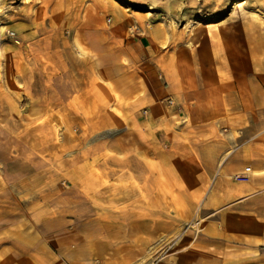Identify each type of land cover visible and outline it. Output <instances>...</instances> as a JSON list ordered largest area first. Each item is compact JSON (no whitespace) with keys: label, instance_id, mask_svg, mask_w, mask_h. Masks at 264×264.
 Wrapping results in <instances>:
<instances>
[{"label":"crops","instance_id":"1","mask_svg":"<svg viewBox=\"0 0 264 264\" xmlns=\"http://www.w3.org/2000/svg\"><path fill=\"white\" fill-rule=\"evenodd\" d=\"M7 1L0 264H264V0Z\"/></svg>","mask_w":264,"mask_h":264},{"label":"rangeland","instance_id":"2","mask_svg":"<svg viewBox=\"0 0 264 264\" xmlns=\"http://www.w3.org/2000/svg\"><path fill=\"white\" fill-rule=\"evenodd\" d=\"M27 1V0H26ZM2 0H0V4H1ZM28 2V1H27ZM11 3V7L7 6V9L8 12H12L14 8V5L15 3H21V1L19 0H16V1H13V0H10V1H7V4ZM24 4V3H23ZM4 11H2V9H0V26H2L3 24V20H2V14H3ZM8 21V19H6ZM9 31V32H13L9 29H2V31L0 30V43L3 42V41H15L16 40V37L12 38V37H8V35L6 34V32Z\"/></svg>","mask_w":264,"mask_h":264},{"label":"built area","instance_id":"3","mask_svg":"<svg viewBox=\"0 0 264 264\" xmlns=\"http://www.w3.org/2000/svg\"><path fill=\"white\" fill-rule=\"evenodd\" d=\"M6 34L8 35V37H12V38L15 37V34L13 32L7 31ZM166 103H167V105H172V101L171 100H168ZM234 180L244 182V181L247 180V178L246 177H238V176H235L234 177Z\"/></svg>","mask_w":264,"mask_h":264}]
</instances>
